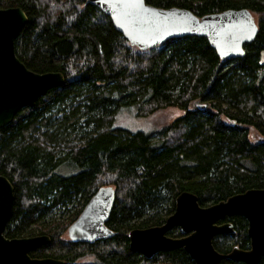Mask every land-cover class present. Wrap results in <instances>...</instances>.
Wrapping results in <instances>:
<instances>
[{"label":"trees","instance_id":"16d2710c","mask_svg":"<svg viewBox=\"0 0 264 264\" xmlns=\"http://www.w3.org/2000/svg\"><path fill=\"white\" fill-rule=\"evenodd\" d=\"M145 2L198 16L247 8L258 32L244 45L243 56L222 62L200 36L146 50L132 46L87 0H0V8L21 7L27 15L14 40L19 60L34 72L64 76L60 86L0 128V174L14 194L4 234L49 236L31 257L64 264H194L182 248L146 258L130 248L128 232L164 222L182 191L205 206L264 188V0ZM166 107L182 114L154 132L113 124L121 110L144 117ZM250 128L260 138L250 139ZM62 165L67 173L58 171ZM107 185L115 190L108 220L115 235L92 243L62 239L89 198ZM54 209L73 211L68 219L43 224ZM229 221L234 234L213 239L215 248L224 253L233 245L248 248L246 219L236 215ZM88 257L92 260L84 262Z\"/></svg>","mask_w":264,"mask_h":264},{"label":"water","instance_id":"95a60500","mask_svg":"<svg viewBox=\"0 0 264 264\" xmlns=\"http://www.w3.org/2000/svg\"><path fill=\"white\" fill-rule=\"evenodd\" d=\"M107 15L115 29L130 45L146 50L186 35L205 37L222 62L244 55L258 25L247 8L225 9L196 15L187 8L158 7L145 0H87ZM27 21L21 7L0 8V128L8 125L17 111L31 107L51 88L64 81L61 72L43 73L28 69L14 50V40ZM264 63V50L260 54ZM14 194L9 179L0 174V264H64L62 259L31 257L29 252L49 242L48 235L9 238L4 229L11 216ZM115 201L112 186H101L89 198L79 215L67 228L72 242H93L111 238L106 226ZM239 215L247 220L248 249L233 247L219 252L213 237L233 231L230 222L216 224L225 216ZM178 226L182 236L166 235ZM129 246L146 258L160 251L182 247L194 264H221L230 259L258 264L264 257V188H249L209 205H200L197 196L182 191L175 198L174 211L160 225L135 227L128 232Z\"/></svg>","mask_w":264,"mask_h":264},{"label":"rangeland","instance_id":"374dc122","mask_svg":"<svg viewBox=\"0 0 264 264\" xmlns=\"http://www.w3.org/2000/svg\"><path fill=\"white\" fill-rule=\"evenodd\" d=\"M181 114L182 110L177 107H166L158 109L147 116L139 117L135 115L133 109H125L121 110L116 114L113 124L114 126L122 127L132 132H154L168 125L172 120H174ZM249 138L255 140L260 138V136L254 129L250 128ZM67 170L69 169L65 165H62V167L58 168V171L60 173H63ZM72 211L73 209H70L69 211H64V209H54L50 214L45 217L46 222H43V224L51 220L57 221L59 219H68L70 218ZM61 238L69 240L67 235V229L61 234ZM91 260L92 258L88 257L84 259V262H89Z\"/></svg>","mask_w":264,"mask_h":264},{"label":"flooded vegetation","instance_id":"af4514ba","mask_svg":"<svg viewBox=\"0 0 264 264\" xmlns=\"http://www.w3.org/2000/svg\"><path fill=\"white\" fill-rule=\"evenodd\" d=\"M174 211V210H173ZM171 214V213H170ZM169 214V215H170ZM168 215V216H169ZM167 216V217H168ZM233 216H236V215H231V216H225L223 219H220V220H218L217 222H216V224H222V223H225V222H230V223H232L231 221H229V219L231 218V217H233ZM237 216H239V215H237ZM166 217V218H167ZM165 218V219H166ZM244 218V217H243ZM165 221V220H164ZM247 221V220H246ZM162 223H164V222H162ZM161 223V224H162ZM157 225H160V224H157ZM232 225H233V223H232ZM106 226L109 228V229H111L113 232H114V235H115V233H116V231L115 230H113L109 225H108V222L106 223ZM146 227H148V226H146ZM177 228L178 229V231H179V234L178 235H170V234H168V232L172 229V228ZM133 228H135V227H133ZM139 228H144V227H139ZM232 234H234V226H233V231L232 232H229V233H222V234H218V235H216V236H214L213 237V239H222L223 237H227V236H231ZM246 234H247V227H246ZM166 235L167 236H169V237H174V238H177V237H180V236H182V234L180 233V229H179V227L178 226H173V227H171L167 232H166ZM247 236H248V234H247ZM248 238H249V236H248ZM107 239H109V238H107ZM98 240H106V239H98ZM95 241H97V240H95ZM94 242V241H93ZM212 242H213V240H212ZM80 243H92V242H80ZM214 245V244H213ZM249 245H250V239H249ZM235 246H237V245H233L232 247H231V249L233 248V247H235ZM215 247V246H214ZM238 247V246H237ZM179 248H182V247H179ZM240 248V247H239ZM249 248V247H248ZM248 248H246V249H248ZM176 249V248H175ZM183 249V248H182ZM230 249V250H231ZM242 249H244V248H242ZM229 250V251H230ZM185 251V250H184ZM219 251V250H218ZM228 251V252H229ZM160 252H164V251H160ZM160 252H158V253H160ZM220 252V251H219ZM228 252H225V253H228ZM187 253V252H186ZM221 253H224V252H221ZM188 254V253H187ZM143 255V254H142ZM189 255V254H188ZM189 257L191 258V256L189 255ZM192 259V258H191ZM193 260V259H192ZM223 260H225V259H223ZM223 260H221V264H222V261ZM228 260H230V259H228ZM194 262V261H193ZM163 264H169V263H163Z\"/></svg>","mask_w":264,"mask_h":264},{"label":"bare ground","instance_id":"6f19581e","mask_svg":"<svg viewBox=\"0 0 264 264\" xmlns=\"http://www.w3.org/2000/svg\"><path fill=\"white\" fill-rule=\"evenodd\" d=\"M261 54V53H260Z\"/></svg>","mask_w":264,"mask_h":264}]
</instances>
